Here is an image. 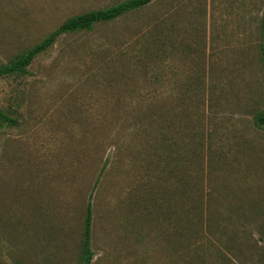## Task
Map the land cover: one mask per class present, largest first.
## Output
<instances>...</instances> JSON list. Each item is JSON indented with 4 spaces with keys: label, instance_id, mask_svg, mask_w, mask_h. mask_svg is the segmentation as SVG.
I'll return each instance as SVG.
<instances>
[{
    "label": "rangeland",
    "instance_id": "rangeland-1",
    "mask_svg": "<svg viewBox=\"0 0 264 264\" xmlns=\"http://www.w3.org/2000/svg\"><path fill=\"white\" fill-rule=\"evenodd\" d=\"M123 0H0V64ZM264 0H151L0 78V264H264Z\"/></svg>",
    "mask_w": 264,
    "mask_h": 264
},
{
    "label": "trees",
    "instance_id": "trees-1",
    "mask_svg": "<svg viewBox=\"0 0 264 264\" xmlns=\"http://www.w3.org/2000/svg\"><path fill=\"white\" fill-rule=\"evenodd\" d=\"M151 0H123L117 4L79 13L67 18L41 41L28 48L25 52L17 55L6 63L0 64V78L5 76H21L27 73V66L41 52L48 49L57 39L58 36L64 33L90 30L93 25L98 22H107L118 18L119 16L149 4ZM264 21V11L262 14ZM264 50V48H263ZM257 123L264 127V111L256 116ZM15 123V120L0 110V123ZM92 220L91 203L88 201L84 223H83V264H90L92 251L90 248V229Z\"/></svg>",
    "mask_w": 264,
    "mask_h": 264
}]
</instances>
